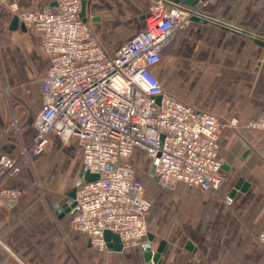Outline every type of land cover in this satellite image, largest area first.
Returning <instances> with one entry per match:
<instances>
[{
  "label": "crops",
  "instance_id": "1",
  "mask_svg": "<svg viewBox=\"0 0 264 264\" xmlns=\"http://www.w3.org/2000/svg\"><path fill=\"white\" fill-rule=\"evenodd\" d=\"M56 1L0 0V150L13 157L18 155V143L6 134L8 91L20 100L18 107L23 111H18L17 107L16 113L21 121L24 119L22 141L30 146L35 138L34 122L42 108V80L51 61L43 48L40 31H23L21 23L18 28L11 27L17 16L10 6L17 2L21 11H34L52 9L56 7ZM83 1L87 2L88 23L108 54H116L145 28V16L154 3V0ZM202 11L209 19L224 20L239 30L211 20L207 23L194 20L175 35L153 72L166 90L186 104L198 111L215 114L220 121L237 122L239 126L219 130L220 154L225 160L221 195L183 183L174 192L170 221L174 233L172 237H162L157 244L152 243L154 250L162 240L168 243L161 264H196L210 251L215 256V251L220 249L217 238L221 228L231 230L237 227L240 219L246 222L249 232L259 234L264 231V130L248 125L264 111V48L250 37L252 34L264 35V0H215ZM163 58L166 81L170 84L164 83L159 69ZM175 76L186 79L182 77L176 84ZM194 76L203 90V99L188 98L187 92L194 91ZM210 89L214 100L206 101L205 93ZM137 150L133 163L134 158L137 159ZM141 156L149 160L142 150ZM57 160L54 154H44L37 164L39 167L50 165L46 170L61 187L70 176L68 170L57 171ZM82 168L81 151L79 174L77 171L74 177L76 186ZM23 172L2 184L3 187L21 189L22 196L8 210L0 232V264H146L143 243L122 251L96 250L88 236L70 225V215L59 218L54 207L60 201H50L44 194H37L30 188L27 174ZM240 178L249 187L245 192L238 189L233 193ZM226 196L233 198L231 207L225 202ZM183 224L199 226L201 233L197 232V235L202 239L188 237L185 248L180 249L176 243L181 238L176 231L181 232ZM149 233L158 238V233L150 229ZM200 242L206 245H197ZM189 243L193 245L192 249L187 248Z\"/></svg>",
  "mask_w": 264,
  "mask_h": 264
},
{
  "label": "built area",
  "instance_id": "2",
  "mask_svg": "<svg viewBox=\"0 0 264 264\" xmlns=\"http://www.w3.org/2000/svg\"><path fill=\"white\" fill-rule=\"evenodd\" d=\"M214 1L186 5L154 0L145 28L116 54L106 52L84 21L83 0H57L52 9L34 11L11 4L26 29L42 33L51 63L42 80L34 142L26 146L19 135L16 157L0 150V232L5 225L3 213L22 196L21 189L3 187V182L18 177L30 157L41 155L51 136L76 139L81 146L83 183L76 196L79 209L70 215V225L88 236L100 252L109 251L107 231L117 234L124 248L147 240L152 203L132 161L137 149L150 160L163 190L175 192L183 183L221 192L225 160L220 154L218 116L180 100L153 72L178 31L195 18L218 22L202 11ZM17 123L15 119L13 126ZM251 127L264 129V114ZM91 175L98 179L87 181ZM225 202L231 206L233 198L226 196ZM257 240L264 247V231Z\"/></svg>",
  "mask_w": 264,
  "mask_h": 264
},
{
  "label": "rangeland",
  "instance_id": "3",
  "mask_svg": "<svg viewBox=\"0 0 264 264\" xmlns=\"http://www.w3.org/2000/svg\"><path fill=\"white\" fill-rule=\"evenodd\" d=\"M262 29L264 30V23ZM180 31H178L177 33H179ZM164 65L165 59L163 58L162 64L159 69L161 73H163L162 80L164 81V83L170 84L169 80L166 81L167 78L165 75ZM175 77L176 78L174 79L176 80V84L180 81V78L183 77L184 79H186L185 76ZM198 85L199 83L197 81V77L194 76V91L191 90L187 92L188 98L190 100H197L201 98L203 99V90ZM179 90L181 89L179 88ZM205 94L206 95L204 99L206 101L214 100L212 89L207 91ZM216 94H219V92H216ZM16 101H18L17 105L15 104ZM20 104V100L15 97L14 93L12 91H8V138L13 137L16 139L20 135L21 140H23L24 136L22 125L24 124V119L21 121L16 113V108L20 106ZM22 107L24 106L22 105ZM19 110L23 111V109L18 107V111ZM263 114L264 111L258 117L262 116ZM15 119L18 121V123L16 124L17 127L13 126ZM253 121L248 124L249 127H251ZM220 124L221 128L223 129L230 127L236 128L239 126V124L234 121L227 122L221 120ZM52 139H50L48 147L41 155L34 156L35 158L30 157L28 163L26 162L23 165L22 171L26 172V181H29L28 183L30 188H33V190H35L37 194H44L47 200H58L62 204L67 200V193L77 187L74 177L77 171L79 174L81 146L76 139L64 140L57 137H54ZM15 141H18V139ZM136 153L137 159L134 158V164L136 165L137 176L143 182L146 188V196L151 200L153 206L149 215V229L151 232L158 233V238H156L153 242L157 244L160 239H163L162 237H172L174 233V230L170 226V221L172 216L171 207L173 206L172 200L175 196V193L163 190L155 183L151 174V166L149 160H147L145 156H141V150H137ZM44 154H54L55 157L58 158V160L56 161L58 165L57 171L68 170V175L70 177L68 178V181L62 184L61 187L59 186L58 182L52 178L50 172L47 171V168H49L50 165H42L40 167L38 166V158H40ZM218 194L221 195V192H219ZM6 215H8V211H5L3 213L5 223ZM185 220L187 221L188 219ZM191 221L195 222L196 220L192 219ZM244 223L246 222L240 219L237 221V227L232 228L231 230L221 228L220 235L217 238V242L220 243V249L215 251V256L211 251L206 252L203 259H198L196 264H264V247L261 246L257 240L258 232H249L247 228L248 225H245ZM180 228H183L181 232L176 231V233L180 236L179 238H181V240L176 243V245L180 249L185 248L188 237H196L202 239V237L197 235L198 233H201L199 226L197 228L195 226L190 227L187 226V224H183V226ZM201 243L203 242H200V244L197 245H206V243Z\"/></svg>",
  "mask_w": 264,
  "mask_h": 264
},
{
  "label": "water",
  "instance_id": "4",
  "mask_svg": "<svg viewBox=\"0 0 264 264\" xmlns=\"http://www.w3.org/2000/svg\"><path fill=\"white\" fill-rule=\"evenodd\" d=\"M176 3H184L186 5H190L193 4L195 0H174ZM81 16L83 17L85 22H88V18H87V2L83 1V9H82V13ZM195 21H199L202 23H207L208 20L206 19H202V18H195ZM218 21V23H222L223 25H225L226 27L229 28H233L236 29V27H234L232 24H230L229 22H226L224 20H219L216 19ZM20 25L19 19L18 17H15L12 21V28H18V26ZM21 29L23 31H26V27L21 23ZM251 38H253L255 40L256 43H258L259 45H261L264 48V35H250ZM154 173H155V168L153 167L151 169V174L152 177H154ZM98 179L97 175H91L87 181H94ZM83 183V178H80L78 180L77 183V187L74 188L72 191L67 193V200L65 202H63L62 204H56V206L54 207V209L56 210V213L58 214L59 218H63L66 215H72L74 214L78 209V204L76 202V196H77V191H78V187ZM249 187V184L245 182V180L243 178H240L235 186V190L233 191V193H235L236 190L241 189L242 191H247ZM106 240L109 242L108 243V248L109 251H122L123 250V245L121 243V240L119 238V236L117 234H113L110 231H107L105 234ZM155 240V236L152 233H148V237H147V241L143 243L142 248L144 250V257H145V261L146 264H161L162 259L166 253L167 247H168V243L165 240H162L159 243V246L157 247L156 250L153 249L152 243ZM112 241V242H111ZM188 249H192L193 245L191 243H189L187 245Z\"/></svg>",
  "mask_w": 264,
  "mask_h": 264
},
{
  "label": "bare ground",
  "instance_id": "5",
  "mask_svg": "<svg viewBox=\"0 0 264 264\" xmlns=\"http://www.w3.org/2000/svg\"><path fill=\"white\" fill-rule=\"evenodd\" d=\"M237 30V29H236Z\"/></svg>",
  "mask_w": 264,
  "mask_h": 264
}]
</instances>
